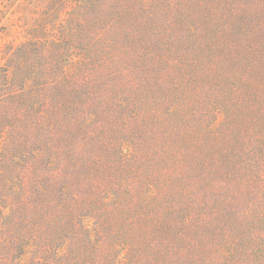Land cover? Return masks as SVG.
<instances>
[{
    "label": "trees",
    "instance_id": "trees-1",
    "mask_svg": "<svg viewBox=\"0 0 264 264\" xmlns=\"http://www.w3.org/2000/svg\"><path fill=\"white\" fill-rule=\"evenodd\" d=\"M0 141V264H264V0H74Z\"/></svg>",
    "mask_w": 264,
    "mask_h": 264
},
{
    "label": "rangeland",
    "instance_id": "rangeland-1",
    "mask_svg": "<svg viewBox=\"0 0 264 264\" xmlns=\"http://www.w3.org/2000/svg\"><path fill=\"white\" fill-rule=\"evenodd\" d=\"M74 0H0V47L52 34ZM1 145V141H0Z\"/></svg>",
    "mask_w": 264,
    "mask_h": 264
}]
</instances>
